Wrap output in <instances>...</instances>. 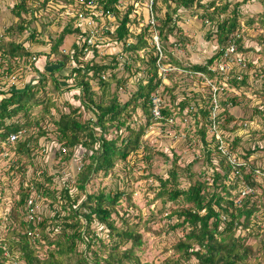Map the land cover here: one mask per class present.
<instances>
[{
  "label": "trees",
  "instance_id": "16d2710c",
  "mask_svg": "<svg viewBox=\"0 0 264 264\" xmlns=\"http://www.w3.org/2000/svg\"><path fill=\"white\" fill-rule=\"evenodd\" d=\"M31 1L33 0H15L11 7L17 20L0 35V68H3L0 76L24 70L21 66L23 57L28 59L33 54L28 49L31 44L29 41L49 45V51L37 53L46 57L56 56L57 62L48 61L45 70L36 68L38 75L30 78L23 88H16V85H11L8 90L0 88L3 96L0 98V152L3 144L11 143V134L28 133L18 135L14 141L13 151L17 157L12 158L10 166L18 197L8 207H4L5 200L1 203L4 209H0V264H154L142 261L135 252L136 247L143 244V235L137 230V224L130 223L124 216L125 213L121 215V221L114 217L121 198L130 196L131 192L119 188L107 190L104 187H89L94 179L113 173L117 161L126 160L139 150L147 129L157 121L153 117L151 104L153 93L162 84V75L157 65L158 52L150 54L148 59L136 56L146 66L139 70L132 68L133 54H138L141 49L149 46L146 30L134 33L139 20L144 21L147 30L150 28L147 14L143 10L137 12L138 7L133 1L122 9L120 0H96L93 8L95 11H101L100 15L116 17L118 25L115 31L107 30L106 35L112 42L121 43L123 47L121 52L103 55L96 45H89L81 28L76 26L78 12L90 14L93 9L85 8L79 0H61L67 7L57 9L55 5L49 8L51 13L54 12L55 20L57 16L56 22L60 27L59 31L52 33L46 28L47 25L43 24L42 30L32 26L33 21L37 20L33 15L34 11L45 6L49 0H44L41 6H34ZM159 1L154 0L153 12L158 10ZM161 1L167 9L155 17L162 42L169 35H175V30H181L178 25L183 18L180 9L190 10L192 15L197 14L202 18L204 24L210 25L207 38L216 39L217 47L204 63L183 65L180 59H174L176 66L189 72H202L211 80L218 78L220 81L216 82L219 84L223 81L222 74L212 71L210 67L221 60L232 38L247 62L244 51L248 49L243 46L239 10L242 2L229 8L230 3L227 1L220 4H217V0L206 3H201L202 0ZM69 6L72 8L71 13H64ZM199 8L202 11L199 12ZM259 18L264 23V12L259 14ZM94 19L100 22L98 16H94ZM27 31L28 35L19 40ZM45 32L48 33V38L42 39L41 34ZM38 35L40 36L37 37ZM71 35L75 39L70 48H62L66 37ZM133 37H136L134 41ZM163 48L168 52L164 43ZM91 53L92 56H89ZM128 53L131 54V61ZM121 65L128 72L126 76L125 71L120 70ZM256 65L252 60L242 71L237 66L232 69L226 85H223L224 94L219 97L222 110L216 118L222 131L229 132L231 136L236 135L231 140L230 152L243 157V163L232 164L219 151L217 144L213 147L215 139H208L207 125L212 112L210 87L204 94H186L180 100L176 94H171L169 102L162 98L164 106L161 122L170 123L169 126L178 131V125L172 123L174 118L179 116L187 121L211 172L206 176L205 171L198 173L192 170L193 161L186 167H181L177 163L178 155H175L167 176H158V196L163 201L182 202L170 214L177 217L172 228L181 227L184 231L171 246L172 254L161 264H264V222L257 219L256 215L261 208L257 187L262 186L264 177L263 181H259L253 173L256 168L264 172V167L256 166L255 160L249 158L259 151L260 145L255 136L261 131L252 122L256 120L259 123L256 115L264 120V99L260 103L252 100V105L249 100L253 113L249 117L244 116L238 125L230 106H248V102L242 103L244 93L238 95L236 91H229L231 88L253 87L252 83L255 85L260 80L261 85L255 92L264 96V67ZM253 66L255 69L251 75L245 72ZM65 67L71 68L65 76L69 82L67 88L76 91L73 100L79 101V104L65 101L64 105L69 107V111L59 109L51 97V93H60L64 88L63 84L66 85L54 75ZM142 70L145 75L136 80L138 89L131 93L127 101L122 102L119 92L123 84ZM240 74L241 79H238ZM250 78L255 82H250ZM93 80L98 83L97 90L93 87ZM0 86H4V83L0 82ZM40 104H43V112L36 115L33 111ZM139 108L145 116L144 123H138L141 119V116L137 117ZM52 109L59 112L58 117L52 113ZM85 109L90 110L94 118L84 119ZM45 115L50 117L54 126L51 131L42 123ZM247 121L250 124L249 132L246 135L237 134ZM96 127L101 130L99 135ZM110 128L115 132L112 137L106 135ZM186 130L189 138L190 130ZM50 132L56 135L55 141L59 143L54 152V145L49 148V145H43L39 141ZM262 136L264 138L263 130ZM246 138L254 141L249 148L244 146ZM191 145L190 141L189 146ZM40 149L43 152H48L49 149L50 157L46 159V163L35 161L42 152H39ZM78 149L82 150L80 159L77 156ZM240 152L244 154L241 155ZM165 157V161L170 160L168 155ZM56 159L58 162H55ZM74 159L78 162L74 176L71 179L62 178L60 172L64 164L66 166ZM48 162L49 165L54 162L52 168L58 169V172H51ZM246 165L252 166L253 171H246ZM29 168H32L30 174ZM183 175L190 181L187 187L181 186ZM242 182L255 189L243 196L238 203L236 198L239 194L233 191ZM0 191L2 195V186ZM1 195L3 198L4 194ZM41 197L49 209L42 215L35 207ZM30 199L33 200L31 204ZM250 238L255 240L249 242Z\"/></svg>",
  "mask_w": 264,
  "mask_h": 264
},
{
  "label": "rangeland",
  "instance_id": "374dc122",
  "mask_svg": "<svg viewBox=\"0 0 264 264\" xmlns=\"http://www.w3.org/2000/svg\"><path fill=\"white\" fill-rule=\"evenodd\" d=\"M15 0H0V35L3 33L4 29L8 26L15 23L17 17L13 14L11 7ZM133 0H120V7L124 9L128 6L129 2ZM207 1L211 0H202L201 3H206ZM229 2V8H233L235 3L242 2L241 7L239 8L241 17V32L243 35V46L244 48L248 49L244 51L245 57H247V63L253 60L256 62L258 67H264V23L260 22L259 14L264 12V0H217V4L221 2ZM44 0H33L31 3L34 6H41ZM149 4L148 0H144V3H138L137 12L145 11L147 15H149V8L147 7ZM56 5V8L67 7L66 3L61 0H49L45 6H41L39 9L35 10L33 15L37 17V20L33 21L32 26H36L38 30L43 29V24L47 25L46 28L49 29L48 31L55 33L60 30L58 27V22L54 19V12L51 13L49 8H53ZM142 5V7H141ZM158 10H154L155 16L161 15L166 11V5L160 0L159 1ZM195 8V7H194ZM71 6L64 13H71ZM182 12L183 18L179 21L178 25L181 30H175V35H169L166 39H161L159 29L157 28V19L156 24L150 26L147 30V27L143 24L144 21L139 20V23L135 25L134 33H139L142 29L146 30V38L149 42V46L144 49H141L138 54H133V57L136 56H145V59H148L150 54H155L158 52V59H159V51L156 45V38H159V44L162 46L163 55L160 59L161 65H168L170 63L172 70L168 71L166 74L159 73L162 75V84L158 88L157 91L153 93L152 96L159 95L161 98L164 97L167 102H169L171 98V94H176L178 100L182 99L184 95L193 96V94L206 93L209 87L211 88L210 81H220L218 78H214L213 80H207L199 73L189 72L188 70L183 69L182 67L176 66L174 59H180L183 65H187L188 63H204V61L210 56L212 50L216 49V39L213 37L212 39L207 38V32L209 26L207 23L204 24V20L200 18L197 14L192 15L190 10H183L180 9ZM202 11V8H199V12ZM63 14V11L61 12ZM28 17L31 15L26 14ZM157 18V17H156ZM100 19V18H99ZM102 20V19H101ZM248 20L250 22H248ZM264 20V18H263ZM146 22V21H145ZM116 25H118V21L116 20ZM101 27V26H100ZM117 26H113L114 31ZM134 27V26H133ZM215 29V26L213 27ZM148 33V34H147ZM28 35V31L25 33L24 36H20L19 40H23L24 37ZM48 33L45 32L41 34L42 39L48 38ZM38 35L37 37H39ZM74 36H67L62 44V48L68 49L70 48L71 44L74 41ZM136 37H133L132 40L134 41ZM99 41L106 42L103 43L101 46V54L111 55L116 52L122 51V44L112 42L108 35L103 34L102 38ZM30 47L28 48L29 51L33 52L30 58L23 57L21 66L24 70L16 71L11 73L9 76L4 75L0 76V82L4 83V86H0V88L7 89L11 87V85H16V88H23L28 83L30 78L33 76L38 75V72L35 70L36 68L40 70H45V65L48 61L57 62L56 56H44V54L39 55L37 52H46L49 51V45H41L38 42L29 41ZM163 43L168 50V52L164 51ZM28 45V42H26ZM154 47V48H153ZM253 48V50H251ZM256 48V49H255ZM154 49V50H153ZM171 53V54H168ZM129 54V53H128ZM92 56V53L89 54ZM129 58L131 54L128 55ZM127 57V56H126ZM125 57V58H126ZM132 59L133 69L139 70L140 68H144L146 65L142 62L139 58ZM127 61V60H126ZM131 61V58L130 60ZM159 62V60H158ZM157 62V65H158ZM49 63V62H48ZM216 63L212 66H214ZM234 65V64H232ZM159 67V65H158ZM167 67V66H166ZM238 67V66H237ZM3 68H0V73L2 72ZM70 67L62 68L60 71H56L54 73L55 77L63 84V89H61L60 93L55 91L51 93V97L55 100L58 104L59 109L63 111H69V107L64 105L65 101H69L70 103H78L79 101L73 100L74 94L76 93L75 90H70L67 88L68 81L66 80L65 76L69 73ZM255 67H250L245 72H248L250 75L254 72ZM122 71H125L126 76L128 74L127 70L123 68L121 65ZM121 71V72H122ZM122 74V73H121ZM14 75V76H13ZM144 76V71L137 72L132 79L128 80L126 83L123 84L121 91L119 92V98L122 102L127 101L131 97V93L137 90V82L136 80L140 76ZM207 76V75H206ZM16 77L17 79H15ZM208 77V76H207ZM250 78V82H255ZM135 80V81H134ZM224 80V78H222ZM6 83V84H5ZM93 87L98 89V83L96 80L92 81ZM253 87L244 86L239 89L231 88V91H236L238 95L240 93H244L245 97L243 102H248L247 105H236L230 106L231 112L238 120V125L241 124V119H244V116L249 117L253 110L249 105V100L255 103H260L261 100L264 99L263 94L260 92H255V89L258 90V86L261 85V81L257 80V82L252 83ZM113 90L115 88V83L112 84ZM166 87V90H165ZM49 85L47 86V89ZM77 90V89H76ZM228 91V92H229ZM78 93V91H77ZM43 94V93H39ZM224 93L222 92L221 95ZM3 97L0 94V98ZM253 100V101H252ZM43 104L36 106L33 113L38 114L43 112ZM222 109H217L219 113ZM52 113L58 117L59 112L56 109H52ZM141 119L138 123L145 122V116L143 115V111L139 108L137 117ZM83 118L89 119L94 118V114L90 110H83ZM256 120H253V126L260 128V133L257 132L256 142L259 146V151L251 155L249 158L255 160V165L264 167V138L262 136V130L264 131V120L256 115ZM210 119V118H209ZM156 120V119H155ZM42 123L45 124L49 131L54 128L50 117L45 115ZM173 124L178 125V131L173 127L169 126L170 123H162L161 120L154 121L146 131V134L143 136V145L142 147L132 153L126 160H119L115 165L114 172L109 174L107 177L97 178L92 181L89 185L90 189H96L98 187L105 188V189H116L119 188L120 190H127L130 191V196L125 195L121 198L119 204L117 205V213H114V217L121 221V215L126 217V219L130 223L137 224V230L142 233L143 235V244L140 247H136V254L140 257L142 261L153 262L154 264H161L162 261L169 255L172 254L171 246L173 243L177 241V239L183 234V229L181 227L172 228V225L177 222L176 215L171 216L170 212L173 208L177 207L178 205L182 204V202H172V201H163V199L158 196V185L159 180L158 176H167L168 169L172 166L173 158L175 155H178L177 163L181 167H186L188 163L192 162V170L197 171L198 173L201 171H205V175L207 176L208 173L211 172V167L207 165L206 157L202 154L199 150V146L197 145V139H195V135L193 130L187 126L188 123L185 120H182L179 116L174 118L172 121ZM235 123V122H233ZM249 123V121H247ZM237 131L239 133L249 132L250 124L244 125ZM248 128V129H247ZM190 130V137L188 138L187 130ZM208 130V139L213 138L212 132ZM97 135L100 133V128L96 127ZM115 132L113 129L110 128L108 133L106 134L108 137H112ZM229 134V132H227ZM251 133H249L250 135ZM19 135H28V133L20 132ZM230 135V134H229ZM231 136V135H230ZM233 136H236L235 134ZM233 136H231L233 138ZM240 136V135H238ZM49 137V138H47ZM56 135L53 132H50L48 136H42L40 138V143L43 145H49L52 151L54 152L58 147L59 143L56 142ZM189 139V140H188ZM191 141V146H189ZM244 146L249 148L251 143L254 141H248L247 138L244 140ZM15 147V143L3 144L2 145V152H0V187H3V197H0V209H4V207H8L11 204L12 200L15 197H18L16 194V186L13 181L11 175V163L10 161L12 158H16L13 148ZM213 147L214 142H213ZM42 151L41 149L39 152ZM49 152V149L47 150ZM48 152H41L38 154L35 161L44 162L46 163V159L50 157ZM245 152V151H242ZM77 155L80 159V153H82L81 149L77 150ZM76 153V154H77ZM241 155H243L240 152ZM168 155L170 160L165 161ZM76 158V160H79ZM241 161L244 160L243 157H238ZM50 162V161H49ZM48 168L51 172H58V169L52 168V162ZM55 162H58L56 159ZM78 168V162L72 160L66 166L62 168L60 172L62 174V178L71 179L74 176ZM246 171L252 170V166L246 165ZM258 170V171H257ZM32 168H29L28 174H30ZM253 171V170H252ZM259 172H263L260 168H256L253 171L254 175L257 177L259 181L262 180V176L258 174ZM231 178H233V174H231ZM17 180V179H16ZM57 180L62 181L61 179L57 178ZM190 181L186 175L181 177V186L187 187ZM244 182L240 184V186L233 191V193H238V197L236 198V202H240V199L243 197L241 190H243ZM255 188L253 187V190ZM1 192V191H0ZM257 194L260 197V205L261 208L256 212L257 219L264 222V181L261 187H257ZM4 207L1 205L3 201ZM43 200V201H42ZM36 208L40 215L42 213H47L49 209H47V203L41 197L36 202ZM255 222V220H253ZM261 222V223H262ZM250 230V229H249ZM263 232V231H261ZM259 238V237H258ZM254 238H250L248 241H254Z\"/></svg>",
  "mask_w": 264,
  "mask_h": 264
},
{
  "label": "built area",
  "instance_id": "2783aa9c",
  "mask_svg": "<svg viewBox=\"0 0 264 264\" xmlns=\"http://www.w3.org/2000/svg\"><path fill=\"white\" fill-rule=\"evenodd\" d=\"M96 0H79V3L82 5H85V8L93 9L96 6ZM136 6H138V3H144V0H133ZM148 8H149V15H147V24L153 26L156 24V17L153 12L154 9V0H148ZM96 12V13H95ZM102 12L94 9L89 13H85L84 11L78 12L77 16V23L81 28V31L84 33V39L89 43V45H96L101 50V46L106 44V42L99 41V39L102 38V35L107 32V30H110L111 32L114 31L113 26H117L116 24V17L114 15H100ZM94 16H98L100 18V22L94 19ZM102 19V20H101ZM101 26V27H100ZM159 38L157 36L156 38V45L157 49L159 51V69L161 70V73H167L168 71L172 70V67L170 64L168 65H161L160 59L163 55V49L162 46L159 44ZM101 52V51H100ZM234 64V65H232ZM247 62L244 59L243 54L238 49V45L235 42V40L232 38L229 40V46L226 48L221 60L216 63L214 66H211L210 69L214 72L222 74V77L224 78L223 81H221L219 84L216 81H210L211 90H212V112L210 115V122L208 124L209 130L212 132V137L214 140V145H218L219 151L226 156L229 161L232 164H240L243 163L235 154H231L230 152V144L232 137L224 131H222L219 127V123L217 122V109H221L220 105V95L224 88L223 85H226L227 79L229 78V75L232 71V69L235 66H238L239 71H242L246 67ZM167 66V67H166ZM203 77H205L207 80H211L208 77L205 76L204 73L198 72ZM14 76V75H13ZM241 74L238 75V79H241ZM17 79L16 77H14ZM164 106L163 99L159 95L152 96V114L154 119L160 120L163 117L162 108ZM172 121V120H171ZM244 125H248V123H244ZM19 134H11L10 135V142L14 143V141L17 139ZM258 171V170H257ZM262 177H264V172H259ZM243 190L242 196H245L249 193H252L253 186L250 184L244 182L243 184ZM33 202L32 199H30L29 204ZM36 207V206H35ZM35 209V208H34ZM32 209V210H34ZM1 227H0V235H1Z\"/></svg>",
  "mask_w": 264,
  "mask_h": 264
}]
</instances>
